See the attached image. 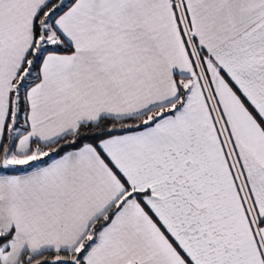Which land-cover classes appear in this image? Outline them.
Here are the masks:
<instances>
[{
  "label": "snow or ice",
  "instance_id": "6c2138e0",
  "mask_svg": "<svg viewBox=\"0 0 264 264\" xmlns=\"http://www.w3.org/2000/svg\"><path fill=\"white\" fill-rule=\"evenodd\" d=\"M0 264H264V0H0Z\"/></svg>",
  "mask_w": 264,
  "mask_h": 264
}]
</instances>
